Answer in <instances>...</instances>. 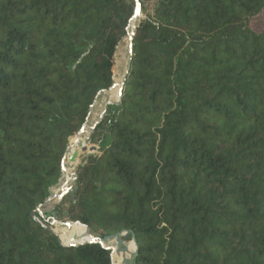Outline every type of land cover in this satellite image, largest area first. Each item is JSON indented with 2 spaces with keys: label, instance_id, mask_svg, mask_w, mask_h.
<instances>
[{
  "label": "trees",
  "instance_id": "trees-1",
  "mask_svg": "<svg viewBox=\"0 0 264 264\" xmlns=\"http://www.w3.org/2000/svg\"><path fill=\"white\" fill-rule=\"evenodd\" d=\"M133 7L0 0V264H111L101 244L63 246L30 213L112 84ZM263 11L155 0L140 18L119 103L73 148L98 135L67 215L92 235L131 230V264H264V30L251 24Z\"/></svg>",
  "mask_w": 264,
  "mask_h": 264
},
{
  "label": "water",
  "instance_id": "water-1",
  "mask_svg": "<svg viewBox=\"0 0 264 264\" xmlns=\"http://www.w3.org/2000/svg\"><path fill=\"white\" fill-rule=\"evenodd\" d=\"M133 2H134V7H133L132 15L128 19L127 26L125 28L126 34L118 42V44H119L124 38H126L128 41L126 67H125V72L123 74L122 80H121L120 84L118 85V87H119L118 95H117L116 100L110 101V100L106 99L104 101V108H103L98 120H96L94 125L91 127L90 132H93L96 125L99 124L101 122V120L104 118V116L106 115V111H107L108 106L117 105L119 103V100L121 97L122 85H123L125 76L129 70L131 60H132V56H133L132 42H133V37H134V33H135V28H136L140 18L142 17L140 1L139 0H133ZM115 86H116V82L113 80L112 84L107 89H101L98 91V93L96 95V99H97L98 95L103 94L106 91H110V90L114 89ZM92 107H93V105L89 106V113H90ZM89 113H88V115H89ZM88 115L86 116L81 128L79 129V131L73 137L78 138L82 134L86 123L89 121ZM71 138L72 137H70L68 143L66 144L65 151H64V154H63L62 159H61L60 177L62 175V172L65 169L64 168V162L66 160L67 153H68V151L72 145ZM90 154H93V152H91ZM74 157H75V154L70 156L69 159L74 160ZM77 166L72 172L71 184L68 186H61L60 185L55 190H53V188L50 189L52 187L51 186L49 188L48 194L45 197V199L43 200V202L40 203L34 210L31 211V213H30L31 217L35 221H37L39 224H41L44 228H46L51 234L55 235L58 243L63 245V246H73V245L78 246V245H83V244H88V243H98V244H101L105 249L110 251L111 264H112V253H113L114 249L117 250L118 253L123 254L124 264H131V261L134 258L136 251H137L131 230L117 232V233L106 235V236L92 235L89 232L88 227L86 225L81 224L79 221H71V220L61 221V220H58V213L56 211L44 212V209L46 207H48L49 205H51L53 202L61 201L63 199V197L66 196L67 194H69V193L73 194L74 193V191L76 189L75 183L78 179V172L76 170ZM60 177H59V180H60ZM63 215L65 217H67L68 214H67V212H64ZM51 225H55L57 227V229L51 228ZM74 226H83L84 231L80 232V233L72 232ZM59 228H65L66 229V232H64V234L66 236H68V239L66 241L62 240V238H61L62 232L59 230ZM130 242H132L133 245L135 246V248L132 252H129V248H128V244H127ZM113 243H115V244H113ZM127 252L129 253V258H127L125 255Z\"/></svg>",
  "mask_w": 264,
  "mask_h": 264
},
{
  "label": "rangeland",
  "instance_id": "rangeland-1",
  "mask_svg": "<svg viewBox=\"0 0 264 264\" xmlns=\"http://www.w3.org/2000/svg\"><path fill=\"white\" fill-rule=\"evenodd\" d=\"M143 1H144V4H145L146 8H147V11H143L141 9V15H142V17L146 14V12H150V13L152 12V5H153V3H154L155 0H143ZM251 24H252V27L255 30H264V11L259 16H257L255 19H253ZM124 40L127 41V39L124 38L117 45V47L120 46L122 43H124L123 42ZM127 43H128V41H127ZM126 60H127V46H126V50L124 52V60H123L124 67H122V69H121V75H122L121 77H123V74L125 72ZM119 66H120V64H117L116 65V68L118 69ZM115 76L117 77V74H115ZM113 77H114V75H113ZM106 92H108V91H106ZM103 99H104V93L98 95L97 99L94 100V102L91 104V105H93V107H92L93 113L91 114V112H92V109H91L90 113L88 112L89 115L87 114L90 118L92 116H94V114H95V116H94L95 121L98 120V118H99V116H100V114L102 112L103 103L101 104V102H103L105 100V99L104 100ZM98 104L100 105V107H99ZM96 105H98V106L97 107H94ZM96 109H97V111H96ZM109 109H110V107L108 106L107 111H106V114L108 113ZM95 137L97 138L98 135H96ZM96 138L92 139V137L90 135L89 142L87 144V147L84 150H79V151H76L75 153H73V150H72L70 156H72V155L75 154L74 160H70L69 159L70 156L67 159V164H68V167H69L71 173L73 172V170L76 168L77 165L78 166H77V169L76 170L78 172L80 165L83 164V163H85V160H87L88 156L91 155L90 154L91 152H93V153L97 152L98 142L96 141ZM58 182H59V179H58V181L50 189L56 187L57 184H58ZM70 196H71V193H69L66 196H64L61 201H55V202H53L51 205H49L48 207H46L44 209V212L56 211L58 213V220H61V221L71 220L69 217H65L63 215L64 212H67V214H68V212H69V210L71 208L70 207L71 204H70V201H69ZM51 228L57 229V227L55 225H51ZM59 230L62 232V237L66 236L64 234V232H66V229L65 228H59ZM127 258H129V255L127 256Z\"/></svg>",
  "mask_w": 264,
  "mask_h": 264
},
{
  "label": "bare ground",
  "instance_id": "bare-ground-1",
  "mask_svg": "<svg viewBox=\"0 0 264 264\" xmlns=\"http://www.w3.org/2000/svg\"><path fill=\"white\" fill-rule=\"evenodd\" d=\"M124 43H122L121 45H120V47H119V49H118V52H117V54H116V60H117V64H120V66H119V68L117 69L116 68V66H114V75H115V73L117 74V77L115 76L114 77V81L116 82V86H115V88L114 89H112V90H110V91H108V92H104V99L107 97V95L108 94H110V93H112L113 91H115L116 89H119V87H118V85L120 84V82H121V80H122V75H121V69H122V67H124V62H123V60H124V52H125V50H126V46H127V41L125 40V41H123ZM118 48V47H117ZM117 51V50H116ZM126 65V64H125ZM115 69H116V71H115ZM103 99V100H104ZM111 101V100H110ZM104 102V101H103ZM103 102H101V104L103 103ZM99 105V104H98ZM98 105H96V106H94V107H97ZM99 107H100V105H99ZM96 111H97V109H96ZM94 116H95V114H94ZM94 116H92L91 118L89 117V121L86 123V125H85V127H84V130H83V132H82V134L86 131V130H88V128L93 124L94 125V123H95V119H94ZM92 125V126H93ZM91 129V128H90ZM81 134V135H82ZM81 135L78 137V138H76V137H74L72 140H71V142H72V145H71V147H70V149H69V151H68V153H67V156H66V160H65V162H64V171L62 172V175L63 176H61V182H58V185L57 186H68V185H70L71 184V181H72V173L70 172V169H69V167H68V164H67V159H68V157L70 156V154H71V152H72V150H73V148H74V146L79 142V139H80V137H81ZM55 189H57V187L55 188ZM54 189V190H55ZM62 238V240H64L65 241V239H64V237H61Z\"/></svg>",
  "mask_w": 264,
  "mask_h": 264
}]
</instances>
